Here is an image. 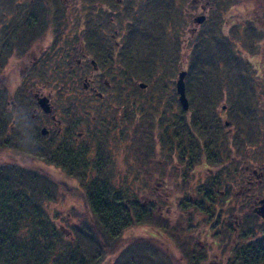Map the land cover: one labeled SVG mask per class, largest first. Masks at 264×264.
<instances>
[{
  "label": "flooded vegetation",
  "instance_id": "obj_1",
  "mask_svg": "<svg viewBox=\"0 0 264 264\" xmlns=\"http://www.w3.org/2000/svg\"><path fill=\"white\" fill-rule=\"evenodd\" d=\"M25 2L27 7L21 6V13L11 14L16 16L6 23L8 13L5 11L10 9L12 13V0H0V155H7L1 165L19 168L18 159L24 158L18 153L23 138L29 145L28 151H48L52 162L45 165L55 173L65 175L80 166L117 175L112 164L115 154L105 152L103 140L110 135L111 129L118 127H109V124L116 117L119 106L94 109L93 101H102L105 96L120 92L131 99L137 92L160 95L169 90L173 94V107L178 110L172 125L165 126L164 108L160 104H157V112L152 113L156 120L144 124L147 131L142 137L149 136L151 130V138L146 142L152 147L150 141L153 139L157 145L158 153L151 154L166 153L161 154L158 147L161 148L164 129L168 128L174 140L172 149L166 153L171 162L177 157L176 165H181V159H186L187 154L188 174L194 185L201 180V177L196 178L198 174L209 175L204 176L208 177L205 182L198 183L204 191L200 194L203 200L193 203L196 215L205 220L203 226L207 233H218L219 224L223 223L226 231L237 235L242 222L250 218L264 225V219L256 213L264 201L263 30L260 31L262 38L255 32L254 49L251 47L249 51L229 39L233 22L227 26L218 24V29L208 25L201 30L209 20L206 4L210 0H190V5L188 0H174L178 8L176 23L170 20L165 30H156L154 25L147 29V23L139 21L140 14L147 12L150 0H125L122 6L125 20L120 23L112 17V0H92V9H74L76 4L69 5V0ZM196 3L199 8L194 7ZM259 11L255 12L258 18L262 17ZM195 13L205 21L198 25ZM212 13L215 15V8ZM21 22H30L27 37L21 34ZM257 22L254 27H264ZM172 24L175 26L170 29ZM170 32L172 52L169 58H163L159 54V43ZM252 35L246 32L243 37L250 39ZM231 44L238 53L232 48L235 57L231 58L238 59L237 65L227 57ZM167 67L174 71L165 70ZM171 72L175 75L168 88L161 81ZM182 73L187 101L185 110L177 90L178 77ZM39 77L47 80L42 79L37 86ZM234 91L237 94H233ZM68 96L83 102L66 103L64 100ZM230 96L235 99L234 105L228 102ZM43 97L49 101V113L37 102ZM198 110L203 111V118H198ZM132 111L130 116L137 112ZM108 116L113 117L106 118ZM59 160L61 166L57 165ZM132 172V168L127 169L132 177L130 185L135 177ZM139 174L144 178L140 189L142 184L149 190L162 189L160 182H153L154 173L142 169ZM157 179L160 181V176ZM160 196L164 202L165 191ZM219 206L236 207V212H228L223 221V213L227 211L216 210ZM212 207H216L213 213ZM163 211L170 210L164 207ZM219 211L222 213L217 217ZM186 213L190 214V210Z\"/></svg>",
  "mask_w": 264,
  "mask_h": 264
},
{
  "label": "rangeland",
  "instance_id": "obj_2",
  "mask_svg": "<svg viewBox=\"0 0 264 264\" xmlns=\"http://www.w3.org/2000/svg\"><path fill=\"white\" fill-rule=\"evenodd\" d=\"M83 1L84 2H82V0H79V2L77 0H69V5L71 3L74 5L75 3L76 5L75 7H73L74 9L76 7L89 9L94 8L92 0ZM112 1L113 3L112 5H110L112 12H114L112 17L117 23L123 22L125 18L122 6L125 0H122L119 3L115 2L114 0ZM150 1L151 2L148 5L147 12L140 14L141 18L139 20L140 22L143 21L144 23H147L145 26L147 29L153 27L152 25H154V28L156 30H165V28L169 27L168 22L170 20L171 23L172 21L176 23L175 12L178 8L175 6L174 0H163V3H161L162 0ZM153 1L159 2L160 5H155ZM1 2H3V0H1ZM188 4L190 5V0H188ZM21 6L27 7V3L25 2V0H12V13L9 12L10 9L9 11H5L6 13H8V16L5 19L6 23L12 22L14 16H16L18 13H21ZM206 6L208 7L209 20L201 26V30L206 29L208 25H211V29H218L220 27L218 26V24L227 26L230 24V22H233L234 27L230 28L228 32V34L230 33L231 36L229 39H231L232 42L234 41V44L236 43L235 45L240 44L242 48L244 47L248 51L251 49V47H253L254 49L253 40L256 38L255 32L260 33V31H264V0H210V2L206 4ZM220 6H222V9L218 8ZM194 7L199 8V4L196 3ZM214 8L216 9L215 15H213L212 13L214 11ZM196 9L193 11H196ZM257 10H261L259 12L262 13V17L258 18V16H255V12ZM11 14L16 15L11 16ZM70 14H72V12H70ZM194 15L196 23L198 22V25L205 21L204 18L201 22H199V20L203 18L201 15H199V13H195ZM210 18L212 19V23L210 22ZM257 21L260 22V25L263 28L254 27L255 24L258 23ZM20 25L22 36L27 37V31L31 30L29 29L30 22H21ZM174 26L175 24H172L170 26V29H173ZM246 32H249L250 35L254 34V36L252 35L250 36V39H246L243 37ZM33 34L34 33H32V35ZM262 34H258V37H261ZM236 35L241 36L239 38H236ZM172 42V32H170L165 38L163 37L161 43H159L161 52H158L163 58L170 57L169 55H171L172 48L171 46H169V44L171 45ZM166 44L170 47V49H168ZM234 44H231L229 46L228 53L229 56L231 54V57H235V55L232 54V48H234V52L238 54L235 50V46H233ZM261 46L264 47V43H262ZM167 70L174 71L172 67H167ZM174 75V72L169 73L166 78L169 81L166 79L162 80V85L169 88L170 80L174 78ZM42 79L47 80L46 78H37V86L39 85V83L43 82ZM256 81L257 83L259 82L258 79H256ZM254 83H256L255 80ZM119 94H122V92L116 95H107L102 101H93L95 102L94 109H98L100 107L107 108L113 105L114 107L119 106L117 107L118 111L116 117L109 124V127L111 125H115V127L117 125L118 127L116 130L111 129L112 132L110 133V135L103 140L106 145V148L104 150L107 154H109L110 151H112V153L114 152L115 161L113 159V169L115 171L116 167L117 174H125V177L128 179L129 183L132 181V177L127 174V169L129 170L130 168H132V173L135 176L133 178L132 186H134V188L136 189L135 198L137 200V204L142 207H148L147 213L149 212V210L150 213L147 214L143 212V216L145 215L148 217V215H152L151 220H153V223L150 225L133 224L130 228L126 229L123 233H121V243L119 245L121 247L119 248L120 250L113 255H107L105 258H103L100 264H115L117 262H122V264H162L166 259H169L170 264H189L192 257L195 255L196 257H198V254L201 255V264H236L235 253H238L236 249L239 246L238 244L242 243L245 233H249L251 232V230H254L257 233H261L264 231V226L256 222L254 223V219L250 218L248 222H242L237 235L231 234L232 232L230 230L226 231V227L222 226L225 224L222 223L221 225L219 224V222L217 223L219 224V230L217 229L218 233L216 231H210L209 233H207L205 226H203L205 220L196 215L197 212L193 210V203H196L198 201L201 202L203 200L202 195L200 194L204 191H202L203 188L198 183L200 181L205 182L208 177L204 176L209 175L201 174V176L200 174H198L196 178L198 179L201 177V180L198 179L197 181H195L194 185L190 181V174H188V155L185 154L186 159H181V165H176V161L178 159L177 157L173 162H171V157L166 154L168 153L167 150L170 151V149H172V141H174L172 139L173 135H171L170 133L168 136L170 140L169 146L164 144L163 142L161 144V148L158 147L161 154L166 152L161 156L157 154L149 155L146 146V139L151 137L146 136L145 138L143 137V140L141 139V137L144 136L145 132L147 131V125L145 126L144 124H150V122L156 120L155 117L152 116V113L157 112H155L157 104H160L164 108L162 119H164L165 122L168 123H166L165 126L172 125L174 114L178 112V110L173 107V105L169 107V104L173 103L172 92L167 90L166 93L160 95H151L147 92H142L138 95L139 97L143 98L142 102H139V104H135L133 109L131 102L127 105V107L120 103V98L118 97ZM233 94H237V91H234ZM72 97L73 96H68L64 101L66 103L83 102V100L80 101ZM234 101V97L232 99V97L230 96L228 102H231L234 105ZM132 110L137 112L135 113V115L132 113L130 116ZM112 117L113 116H108L106 118L112 119ZM117 119L119 121L116 124ZM153 144L154 141L152 139L150 145ZM155 147L156 150L154 149V146H152L151 149L153 148L154 152L158 153L156 144ZM6 160L7 155L1 154L0 165L1 162H4ZM18 161L19 167L32 169L44 175L47 174L48 177L59 183L60 186L59 188H57L58 196H56L57 202L52 205L54 214L57 216L61 214L63 216L61 217L60 215L59 218L56 219L57 224L64 225L67 229L65 223L62 222L63 219L67 220L68 224L74 225H78L79 222H86L87 220L94 223L97 221L91 216H87L85 199L82 198L81 195H79V192H83V190L82 188H80L79 192L76 191V188H78L79 186L77 180H69L65 177V175L58 173L57 171L56 173L53 172L52 169L48 168L45 164L34 162L33 160H30L26 157L20 158L18 159ZM196 161H198V158H196ZM195 166L198 168L197 162L195 163ZM142 169H146L148 172L154 173V175L152 174V179L154 183H161L162 189L160 191L153 189L149 190V188L146 186L144 187L143 184L140 191L139 185L141 182H143L144 179L143 177H140L139 174ZM201 170H203V167H201ZM99 171H101L104 176H108L110 179L111 177L112 179H115L114 188H116V186L120 183L119 180H116L119 177L116 174L113 176L107 171ZM156 173H159V175L157 174V176ZM159 176L161 178L160 181H158V179L156 180V178H158ZM209 178L211 179L212 177ZM190 184L193 186H189ZM197 189H199L200 191H196ZM164 191L165 201L162 202V197L160 195ZM217 206L218 205H216V207ZM162 207H165L170 211L168 213H165ZM205 207L210 210V207L208 205H205ZM216 207L211 208L212 213L217 209H224L227 211V213H223V221L226 220V214L228 215V212H236V207L233 206H219L218 208ZM188 210H190L191 215L186 213V211ZM120 213L121 208H118L116 215L120 216ZM220 213L222 212L219 211L217 217ZM163 223L166 225L168 232H165L163 229H161ZM181 231L182 234H180ZM147 250L149 251L147 254H145ZM152 250L159 252L158 256L151 255L150 253ZM121 256H123L122 261L120 260Z\"/></svg>",
  "mask_w": 264,
  "mask_h": 264
},
{
  "label": "trees",
  "instance_id": "obj_3",
  "mask_svg": "<svg viewBox=\"0 0 264 264\" xmlns=\"http://www.w3.org/2000/svg\"><path fill=\"white\" fill-rule=\"evenodd\" d=\"M153 3L160 5L157 1ZM227 57L233 64H238V59H232L231 54L229 56L227 53ZM139 94L141 92L129 99L122 92L118 97L122 105L130 102L135 105L142 102L143 98ZM172 105L173 103L169 104V107ZM203 114L202 110L197 111L198 118H203ZM167 126L169 128L170 125ZM155 127L154 123V130ZM168 128L164 129V142L169 146ZM151 134L150 130L147 135ZM170 134L172 135L171 131ZM28 146L25 139L21 138L18 153L34 162H52L46 149L30 152L27 150ZM146 146L149 155H154L151 154L154 152L153 148L148 143ZM153 146L156 150L155 143ZM58 162L57 165L61 166V161ZM75 169L65 175L78 181L76 191L79 192L80 188L83 190L79 195L85 199L87 216L97 221L94 223L87 220L74 225L63 219L66 229L64 225L57 224L56 219L61 214L55 215L52 209V205L57 202L59 183L47 174L32 169L0 165V264H100L107 255L120 250L121 233L126 229L133 224L153 223L152 215L143 216L148 207L137 204L136 189L130 185L125 174H117L119 177L116 180L120 183L114 188L115 179L104 176L97 169L80 166ZM118 208H121L120 216L116 215ZM149 213L150 210L147 214ZM161 229L168 232L164 223ZM238 245L236 264H264V231L257 233L251 230L245 233L242 243ZM158 253L152 250L150 254L158 256ZM198 255L193 256L189 264H201V255ZM122 259L123 256L120 257L121 261ZM162 264H170L169 259Z\"/></svg>",
  "mask_w": 264,
  "mask_h": 264
},
{
  "label": "water",
  "instance_id": "obj_4",
  "mask_svg": "<svg viewBox=\"0 0 264 264\" xmlns=\"http://www.w3.org/2000/svg\"><path fill=\"white\" fill-rule=\"evenodd\" d=\"M204 18H201L199 22H201ZM183 78H184V73L180 74L178 77L177 81V90H178V95H179V101L182 106V108L185 110L187 109V101L185 98L184 94V84H183ZM141 88H144V85H140ZM37 102L39 106L46 112L49 113L51 110V107L49 105V101L46 97H43L41 99H37ZM257 215L260 216L262 219H264V201L262 202V206L260 207L259 210L256 211Z\"/></svg>",
  "mask_w": 264,
  "mask_h": 264
}]
</instances>
